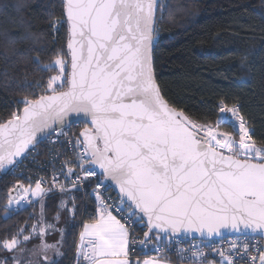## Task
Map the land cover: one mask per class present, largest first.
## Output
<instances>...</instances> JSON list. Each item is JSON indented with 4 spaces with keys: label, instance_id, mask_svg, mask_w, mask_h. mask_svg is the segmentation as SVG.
Here are the masks:
<instances>
[{
    "label": "snow or ice",
    "instance_id": "6c2138e0",
    "mask_svg": "<svg viewBox=\"0 0 264 264\" xmlns=\"http://www.w3.org/2000/svg\"><path fill=\"white\" fill-rule=\"evenodd\" d=\"M158 7V0H63L65 18L52 26L67 24V54L57 52L43 66L45 71L58 68L59 73L48 78L45 94L25 97L23 109L0 122V170L7 171L52 131L64 135L73 114L86 121L74 141H69L78 149L73 159L64 162L66 172L62 171L70 187L58 183L55 175L52 185L61 193L71 192L99 174L119 190V204L108 205L99 192L95 194L97 215L84 224L77 247L78 259L82 256L88 264H170L161 245L178 235L195 239L199 233L202 242L225 232L264 238V145L253 140L236 105L228 108L221 100L217 126L230 123L238 140L210 123H198L165 99L153 68ZM11 22L27 24L22 18ZM2 35L14 40L9 29ZM103 183L98 182L97 188ZM41 185L37 180L34 189H23L41 201L32 233L23 235L20 229L0 242V248L14 253L13 264H34L15 253L44 254L45 261L49 249L59 254L56 245L44 242L38 249L20 247L32 235L43 237L46 229L54 228L44 223L43 198L52 188ZM72 200V209L63 200L60 207L74 215ZM22 201L24 197L12 211L23 207ZM12 202L10 198L6 212ZM125 209V222H121L113 211L123 214ZM128 222L146 223L148 230L139 244L143 249L155 239V256L131 259L130 244L136 241L130 238ZM59 231L63 239V229ZM179 251H190L187 259L192 264H217L207 259L199 245ZM211 251L219 255V264H236V257L247 264H264V250L239 236L229 242L228 255L223 249Z\"/></svg>",
    "mask_w": 264,
    "mask_h": 264
},
{
    "label": "trees",
    "instance_id": "16d2710c",
    "mask_svg": "<svg viewBox=\"0 0 264 264\" xmlns=\"http://www.w3.org/2000/svg\"><path fill=\"white\" fill-rule=\"evenodd\" d=\"M13 18H22L26 26L12 23ZM64 18L63 0H0V122L21 110L25 97L45 94L48 78L58 68L45 71L43 66L57 52L67 54V24L52 26ZM155 27L153 68L165 99L198 123L219 129L226 125L217 126L218 104L223 100L229 107L236 105L253 140L264 145V0H160ZM5 29L11 30L14 40L4 38ZM80 131L75 128L72 134L78 136ZM235 138L239 139L237 133ZM15 182L10 169L0 170V242L20 229L30 235L32 225L39 222L40 198L20 207L15 215H7L8 191ZM73 197L74 215L60 207L63 200L72 209ZM83 202L77 192L48 193L43 198L44 223L54 228L46 229L43 237L32 235L20 247L30 250L41 239L50 240L59 254L56 251L50 261L39 260L38 264H68ZM86 203L88 215L94 210L90 192H86ZM139 227L144 230V225ZM23 235L18 237L22 241ZM13 255L0 248V264H13Z\"/></svg>",
    "mask_w": 264,
    "mask_h": 264
},
{
    "label": "built area",
    "instance_id": "2783aa9c",
    "mask_svg": "<svg viewBox=\"0 0 264 264\" xmlns=\"http://www.w3.org/2000/svg\"><path fill=\"white\" fill-rule=\"evenodd\" d=\"M220 103L218 104V113L220 109ZM228 108H231L227 106ZM221 115V114H220ZM230 115V114H229ZM234 119V118H233ZM85 123L82 122H74L69 126L63 128L64 135H60L57 131H53L51 135H49L46 139L40 141L39 146L35 144L34 147H30V149L23 155L21 158L17 159V163L14 167L10 168L11 175L16 179V182L12 186H15L16 183H20L22 187V191L16 196L18 198L20 194L24 192V188L27 186H31V188H35V182L37 180L42 181V187L45 189L52 188V191L49 193L60 192L59 188H53L52 185V178L55 175L57 177V181L60 184L65 185V187H70V181L65 180L62 171L66 172V167L64 166V162L75 157V152L78 149H73V144L69 141H74L77 135L72 134V130L75 128H82ZM238 126V122H237ZM245 126L247 127V122L245 121ZM78 173V170H77ZM79 174V173H78ZM74 179V177H73ZM100 181H104L101 184V187L97 188V183ZM71 192H77L81 195V199L84 200L83 207L80 213V226L84 221H88L89 217L93 220V218L97 215V207L98 202L95 198L96 192H99L101 199L107 203L108 205L119 204L120 196L117 195L112 187L110 186L107 181L103 178V176L89 177L87 180H84L77 188L72 189ZM86 192H90L94 197V210H89V214L87 215V203H86ZM24 197V201H22L23 205H29L26 203L29 199L34 201L36 198L31 196L29 192ZM21 198V197H20ZM18 206L10 207L9 212H7L8 216H13L17 213V211H12L13 209H17ZM20 208V207H19ZM113 215H116L118 219H121V222H125L123 217L127 215V209L123 214H118L117 212L113 211ZM129 223V232L130 238L136 241V244H130V257L136 258L138 257V253L142 254L143 256H155L156 252L152 249L154 248L155 244H152L150 241V246L146 248H140L139 241L143 240L144 232H145V224H141L139 222L136 223ZM144 225V230L141 229L139 226ZM79 230L76 235L75 244L73 247L72 254L68 261V264H88L87 261L83 259V257L77 256V247L79 245ZM239 238L245 242H248L250 245H256L263 250V240L257 236H239ZM237 239V236L217 239V240H203L202 239H191L186 237H179L177 236L172 240L171 243L166 245H161L165 247V255L168 257L175 264H192L191 259H187L190 257V251L180 253V249H190L194 245H199L205 252V256L208 260H215L217 264H219L220 257L217 253L212 252L211 248L216 249H223L225 251V255H228V247L229 242L231 240ZM211 245V248L209 247ZM256 254L255 249H253V255ZM181 255L186 257V259H181ZM236 264H247L245 259H240L236 257Z\"/></svg>",
    "mask_w": 264,
    "mask_h": 264
},
{
    "label": "water",
    "instance_id": "95a60500",
    "mask_svg": "<svg viewBox=\"0 0 264 264\" xmlns=\"http://www.w3.org/2000/svg\"><path fill=\"white\" fill-rule=\"evenodd\" d=\"M159 2L160 0H158V5H159ZM158 10V9H157ZM156 14H157V11H156ZM70 59V57H69ZM69 71H70V65H69ZM155 76V75H154ZM23 109V108H22ZM21 109V110H22ZM220 119V114L217 116L216 118V122ZM74 122H82V123H86V121H84L83 119H80V118H77L74 114L72 115L71 117V123H74ZM69 124V125H70ZM68 125V126H69ZM238 127V126H237ZM236 131V129H234ZM53 133V131L51 132V134ZM236 133L238 134V132L236 131ZM44 140V139H43ZM42 141V140H41ZM37 144V143H36ZM227 154V153H225ZM18 159V158H17ZM104 178V177H103ZM105 179V178H104ZM107 181V183L110 184V186L112 187L113 191L120 196L119 194V190L118 188L110 181V180H105ZM22 191V187H21V184L20 183H16L15 186L13 188H11L9 191H8V198L10 199H15L16 196ZM147 225L145 223V231H147ZM179 237H186V238H191V239H194L192 236H186V235H178ZM232 236H243L242 234H238V233H235V232H232V233H229V232H225V234L223 235V237H212V238H206V239H203V240H217V239H222V238H227V237H232ZM249 236H257V237H260L262 240H263V250H264V238H262L261 236H259L258 234L257 235H249ZM195 239H202L200 237V234L197 233L195 234ZM144 240V238H143ZM150 241L149 242H146V247H149L150 246ZM140 248H142L140 246Z\"/></svg>",
    "mask_w": 264,
    "mask_h": 264
},
{
    "label": "rangeland",
    "instance_id": "374dc122",
    "mask_svg": "<svg viewBox=\"0 0 264 264\" xmlns=\"http://www.w3.org/2000/svg\"><path fill=\"white\" fill-rule=\"evenodd\" d=\"M58 73H59V69H58L57 73H54L53 75H57ZM214 127H215V129H216V126H214ZM25 188H28V187L26 186ZM25 195H26L25 192H23L22 194H20V196H19L18 198L13 199V200H12V201H13V202H12V205H11L10 207H15V206H17L16 201L19 200L20 197L25 196ZM34 198H36V197H34ZM7 204H8V202H7ZM7 204H6V205H7ZM91 222H92V220L84 221V222L82 223L81 226H80V223H79V228H78V230H79V235H80V233L83 231V226H84V224H85V223H91ZM86 239H88V238L85 237V241L87 242ZM79 240H80V238H79ZM85 241H84V243H85ZM42 242L47 243V244H53L50 240H44V239H41L40 241L34 243L33 247H32L30 250L38 249ZM79 244H80V242H79ZM54 245H55V244H54ZM26 252H27V254H25V252H24V253L21 254L18 258H20V259H22V260H23L24 258H25L26 260H29V258H31V260L36 259V260L43 261V259H41V257H44V254H38V255H35V256H29V257L27 258L26 256L29 255V252H28V251H26ZM55 252H56V249H49V250L47 251V256L49 257V260H48V261H50V260L52 259V257H53V255L55 254Z\"/></svg>",
    "mask_w": 264,
    "mask_h": 264
},
{
    "label": "flooded vegetation",
    "instance_id": "af4514ba",
    "mask_svg": "<svg viewBox=\"0 0 264 264\" xmlns=\"http://www.w3.org/2000/svg\"><path fill=\"white\" fill-rule=\"evenodd\" d=\"M225 125H226V127L222 128V129H219L218 127H216V131L221 132V133L222 132H231V133H233V136L235 137L236 131L234 130L233 126L230 123H225ZM83 127H84V125H83ZM82 128H81V130H82Z\"/></svg>",
    "mask_w": 264,
    "mask_h": 264
},
{
    "label": "crops",
    "instance_id": "0c3cea01",
    "mask_svg": "<svg viewBox=\"0 0 264 264\" xmlns=\"http://www.w3.org/2000/svg\"><path fill=\"white\" fill-rule=\"evenodd\" d=\"M86 240H88V239H86ZM85 244H87V242L85 241ZM145 256H142V257H139L140 259H143ZM137 258V257H136ZM136 258H131L132 260H135ZM31 260V259H30ZM32 261H34V264H38L39 263V260H36V259H34V260H32ZM43 261H45V259L43 258ZM170 264H175V263H173L171 260H170Z\"/></svg>",
    "mask_w": 264,
    "mask_h": 264
}]
</instances>
